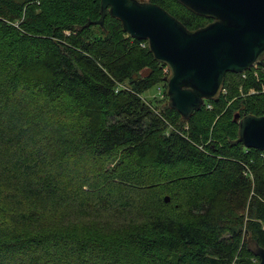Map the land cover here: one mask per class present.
<instances>
[{"label":"trees","instance_id":"trees-1","mask_svg":"<svg viewBox=\"0 0 264 264\" xmlns=\"http://www.w3.org/2000/svg\"><path fill=\"white\" fill-rule=\"evenodd\" d=\"M148 2L189 30L210 22ZM99 4L0 0V264H254L264 152L228 142L264 94L238 97L227 73V96L181 121L143 97L167 76L146 42L108 14L78 30ZM259 82L264 67L244 92Z\"/></svg>","mask_w":264,"mask_h":264},{"label":"water","instance_id":"water-1","mask_svg":"<svg viewBox=\"0 0 264 264\" xmlns=\"http://www.w3.org/2000/svg\"><path fill=\"white\" fill-rule=\"evenodd\" d=\"M206 25L187 29L162 7L144 0H100L99 18L79 31L103 28L108 14L123 32L144 41L155 62L164 65L167 106L187 122L205 101L217 102L227 73L264 67V0H176ZM236 139L228 142L264 152V111L260 116L235 114ZM164 201L169 202L166 196ZM246 249L264 264V248L250 236Z\"/></svg>","mask_w":264,"mask_h":264},{"label":"rangeland","instance_id":"rangeland-1","mask_svg":"<svg viewBox=\"0 0 264 264\" xmlns=\"http://www.w3.org/2000/svg\"><path fill=\"white\" fill-rule=\"evenodd\" d=\"M144 1H148V0H144ZM258 72H259V68L257 66H255V65H253V66L250 67V69L246 70L245 72H242L240 74H233L232 73L233 75L228 76L229 81L240 82L238 84V86L235 88V91L237 92L236 94H238V97L247 98V97H253V96H256V95L264 94L263 92L257 91V90H254V89L248 90L247 93H245L244 90H243L245 84L248 83L249 75L252 74V75L257 76ZM148 73H149L148 69L143 71L144 75L148 74ZM167 74H168V71H167ZM228 79H227V82H228ZM162 84H165V83L163 82ZM162 84H158L154 88H152V89L148 90L147 92H145L143 94V97L145 98V100L151 101V100H153V98H156V100H158V103H156L155 100L153 102H155L157 104V106H161V105L164 106L165 104H167V100L165 101V96H164V91H163V85ZM224 86H225V84H224ZM230 90H231L230 83H227L226 87H223V90L221 91L220 96L221 97L222 96H227V94H228V92H230ZM236 97H237V95H236ZM212 108H213V106H212ZM184 128H186V126H184ZM246 173L248 174L249 177H251V173L250 172L247 171ZM257 262H258L257 258L253 259V263L254 264H256Z\"/></svg>","mask_w":264,"mask_h":264},{"label":"built area","instance_id":"built-area-1","mask_svg":"<svg viewBox=\"0 0 264 264\" xmlns=\"http://www.w3.org/2000/svg\"><path fill=\"white\" fill-rule=\"evenodd\" d=\"M255 66H257L258 68H259V70H261L263 67H261V66H258V65H255ZM253 77L255 78V81L256 82H258V74H257V76H255V75H253ZM260 83V85H261V88L263 89L264 87H263V84L261 83V82H259ZM254 90H256V89H254ZM257 91H260L259 89L257 90ZM263 92V91H262ZM254 93V92H253ZM204 106H205V108L207 109V110H211L212 109V106L210 105V104H206V102L204 103Z\"/></svg>","mask_w":264,"mask_h":264},{"label":"clouds","instance_id":"clouds-1","mask_svg":"<svg viewBox=\"0 0 264 264\" xmlns=\"http://www.w3.org/2000/svg\"><path fill=\"white\" fill-rule=\"evenodd\" d=\"M206 102V101H205Z\"/></svg>","mask_w":264,"mask_h":264}]
</instances>
